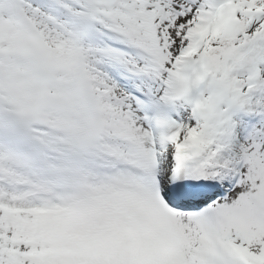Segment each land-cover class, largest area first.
I'll return each mask as SVG.
<instances>
[{"label": "snow or ice", "instance_id": "snow-or-ice-1", "mask_svg": "<svg viewBox=\"0 0 264 264\" xmlns=\"http://www.w3.org/2000/svg\"><path fill=\"white\" fill-rule=\"evenodd\" d=\"M0 264H264V0H0Z\"/></svg>", "mask_w": 264, "mask_h": 264}]
</instances>
